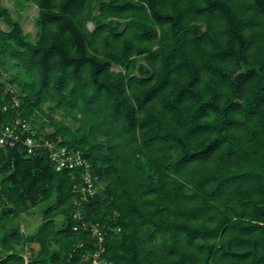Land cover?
Wrapping results in <instances>:
<instances>
[{
    "label": "trees",
    "instance_id": "trees-1",
    "mask_svg": "<svg viewBox=\"0 0 264 264\" xmlns=\"http://www.w3.org/2000/svg\"><path fill=\"white\" fill-rule=\"evenodd\" d=\"M24 1L34 41L0 0V126L79 151L95 189L1 146L0 264H85L92 225L110 264H264V0Z\"/></svg>",
    "mask_w": 264,
    "mask_h": 264
},
{
    "label": "built area",
    "instance_id": "built-area-1",
    "mask_svg": "<svg viewBox=\"0 0 264 264\" xmlns=\"http://www.w3.org/2000/svg\"><path fill=\"white\" fill-rule=\"evenodd\" d=\"M17 101L14 100L13 105ZM30 126L27 120L20 117L10 121L7 124L0 126V147L1 146H14L22 142L25 146L27 153L34 151H44L48 153L49 159L53 164L56 171L63 169L80 170L78 181L73 184V191L78 194L79 200L75 204L87 201L88 196L94 193V177L90 172V164L77 150L67 149L65 146L59 145L57 142L45 139L35 138L27 133L30 131ZM90 232L95 240L96 250L90 255H85V264H110L101 258V253L104 251L103 234L100 225H92Z\"/></svg>",
    "mask_w": 264,
    "mask_h": 264
},
{
    "label": "rangeland",
    "instance_id": "rangeland-1",
    "mask_svg": "<svg viewBox=\"0 0 264 264\" xmlns=\"http://www.w3.org/2000/svg\"><path fill=\"white\" fill-rule=\"evenodd\" d=\"M1 4L7 7L12 15V17L19 21L22 30L25 34L28 35L29 40L34 41L37 35L38 28L35 25V17L37 15V7L31 2L24 0H1ZM0 26L3 29H6V26L3 22H0ZM89 29L93 28L91 23L87 24ZM114 70H119V67H113ZM8 78L6 73L0 71V80L4 81ZM6 87L9 85L6 84ZM53 116L59 117V113H54ZM33 130H38L40 127H43V134H47L51 131V127L48 124L47 118L37 113V118L35 122L31 125ZM43 205H37L32 208L28 213L20 215L19 226L20 231L24 234H30L35 231L38 225L42 221ZM39 247L36 244H29L24 248V259L27 261L28 257L32 252L37 253Z\"/></svg>",
    "mask_w": 264,
    "mask_h": 264
}]
</instances>
